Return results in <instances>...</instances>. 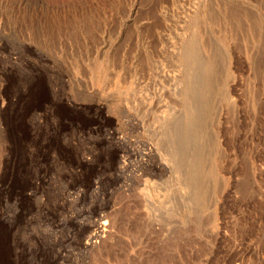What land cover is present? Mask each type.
<instances>
[{"label": "rangeland", "instance_id": "rangeland-1", "mask_svg": "<svg viewBox=\"0 0 264 264\" xmlns=\"http://www.w3.org/2000/svg\"><path fill=\"white\" fill-rule=\"evenodd\" d=\"M0 233V264H264V0H0Z\"/></svg>", "mask_w": 264, "mask_h": 264}, {"label": "bare ground", "instance_id": "bare-ground-1", "mask_svg": "<svg viewBox=\"0 0 264 264\" xmlns=\"http://www.w3.org/2000/svg\"><path fill=\"white\" fill-rule=\"evenodd\" d=\"M202 16H203V15H202ZM198 18H200V16H199ZM99 71H101V68L99 69ZM99 74H100V72H99ZM229 74H230V73H229ZM101 75H102V73H101ZM103 75H104V74H103ZM103 75H102V76H103ZM98 76H99V75H98ZM100 81H101V80H100ZM37 88H39V87H37ZM37 88H36V89H37ZM36 89H33L32 91H35ZM45 91H46V90H45ZM36 92H37V90H36ZM39 92H40V93L42 92L41 89L39 90ZM43 92H44V91H43ZM39 95H40V94H39ZM42 95H43V93H42ZM40 96H41V95H40ZM44 96H45V95H44ZM42 97H43V96H42ZM20 98H21V97H20ZM38 98H39V97H38ZM6 100H7V99H6ZM31 100H32V99H31ZM55 101H56V100H55ZM63 103H64V102H63ZM65 103H66V102H65ZM69 103H70V102H69ZM11 115H12V114H11ZM11 115H8V116H11ZM11 119H12V117H11ZM16 119H17V118H16ZM4 120H5V119H4ZM19 120H20V119H19ZM17 121H18V120H17ZM4 122H5V121H4ZM9 122H10V121H9ZM15 123H17V122H15ZM5 124H6V123H5ZM8 124H9V123H8ZM10 124H11V123H10ZM10 124H9V125H10ZM17 124H18V123H17ZM11 125H12V124H11ZM6 126H7V125H6ZM9 127H10V126H9ZM12 128H13V127H12ZM12 128H11V129H12ZM9 131H11V132L13 133L12 130H9ZM53 131H54V130H53ZM7 132H8V131H7ZM14 132H15V131H14ZM9 133H10V132H9ZM52 133H54V132H52ZM87 135H88V134H87ZM11 137H13V136H11ZM51 137H52V136L50 135V137H49V140H50V141H51V139H52ZM70 138H71V137H70ZM60 140H61V139H60ZM67 142H68V141H67ZM69 143H70V142H69ZM73 143H74V142H73ZM59 145H60V144H59ZM62 145H64V144H62ZM114 145H115V144H114ZM121 146H122V145H121ZM70 147H71V146H70ZM75 147H76V146H75ZM90 149H91V148H90ZM62 151H63V150H62ZM133 151H134V150H133ZM125 152H126V151H125ZM62 153H63V152H62ZM83 156H84V155H83ZM83 156H81V157L83 158ZM59 158H60V157H59ZM84 158H85V157H84ZM127 158H128V157H127ZM68 159H69V158H68ZM89 159H90V158H89ZM89 159H87V161H88ZM66 160H67V159H66ZM91 160H92V159H91ZM88 162H90V160H89ZM118 162H119V161H118ZM90 163H91V162H90ZM77 164H78L79 167H82V166H85V165L87 164V162H86L84 159H80L79 162H78ZM88 165H89V164H88ZM119 165H120V164H119ZM123 166H124V165H123ZM123 166H122V167H123ZM77 168H78V167H77ZM74 170H75V169H74ZM123 170H124V169H123ZM120 171H121V170H120ZM210 171H211V170H209V173H210ZM212 173H213V172H212ZM213 174H214V173H213ZM208 175H209V174H208ZM210 175H211V173H210ZM144 191L146 192L145 194L148 193V195H149L150 191H148V190H144ZM142 193H143V192H142ZM23 196H25V195H23ZM150 196H151V195H149V198H150ZM145 197H146V196H145ZM25 198H26V196H25ZM146 198H147V197H146ZM152 198H153V197H152ZM154 200H155V199H154ZM156 201H157V200H156ZM150 202H151V201H150ZM157 202H158V201H157ZM147 203H148V200H147ZM165 203H166V202H163V203H162V202H159V203L156 205L154 202H151L150 204H152V206L154 205V206H156V207L164 208L165 205H166ZM148 204H149V203H148ZM146 206H147V204H146ZM146 206H145V209L148 208V207H150L149 205H148L147 207H146ZM148 210H149V208H148ZM148 213H149V211H148ZM8 217H9V216H8ZM8 219H9V218H8ZM105 219H106V217H105ZM105 219L102 218V220H105ZM3 220H4V219H3ZM100 220H101V219H100ZM108 221H109V220H108ZM108 221H107V220H105V222H100V221H97V222H96V221H95L96 223H94L93 226L96 227L97 230H100V231H98V232L96 231L97 233H96L95 235L93 234L95 238H96V237H97V238L99 237V239H100V236L104 234V233H103V234L100 235L101 232H103V231L105 232V231H106V227L108 228V224H109ZM5 222H6V220H5ZM3 226H4V225H3ZM10 226H11V225H10ZM74 227H75V226H74ZM82 227H83V226H82ZM88 227H90V226H88ZM94 227H93V228H94ZM1 228H2V227H1ZM3 228H4V227H3ZM78 228H79V227H78ZM4 229H5V228H4ZM85 229H86V226H85ZM91 229H92V227H91ZM109 229H110V228H109ZM109 229H108L107 231H109ZM2 231H3V230H2ZM87 231H88V230H87ZM94 231H95V230H94ZM3 232H4V231H3ZM106 233H107V232H106ZM0 234H1V233H0ZM79 235H81V234L79 233ZM103 238H104V237H103ZM1 239H2V238H1ZM1 239H0V240H1ZM101 239H102V236H101ZM73 240H74V239H73ZM89 240H92V238H89ZM89 240H88V241H89ZM93 240H94V239H93ZM2 242H3V241H2ZM89 242L91 243V241H89ZM4 243H5V242H4ZM0 244H2V243H0ZM85 244H86V243H85ZM88 244H89V243H88ZM88 244H87V246H88ZM92 244H93V242H92ZM92 244H90V245H92ZM87 246H86V247H87ZM92 246H93V245H92ZM4 247H5V244H4ZM88 248H89V247H88ZM90 248H91V246H90ZM1 249H2V248H1ZM4 250H5V249H4ZM7 250H8V249H7ZM0 251H1V250H0ZM3 259H4V258H3ZM1 262H2V261H1ZM3 264H4V263H3Z\"/></svg>", "mask_w": 264, "mask_h": 264}]
</instances>
